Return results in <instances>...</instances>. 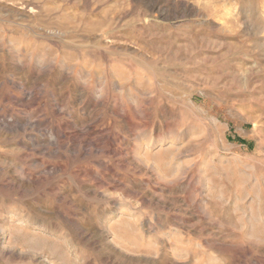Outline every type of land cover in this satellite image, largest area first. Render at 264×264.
Returning a JSON list of instances; mask_svg holds the SVG:
<instances>
[{"label":"rangeland","instance_id":"obj_1","mask_svg":"<svg viewBox=\"0 0 264 264\" xmlns=\"http://www.w3.org/2000/svg\"><path fill=\"white\" fill-rule=\"evenodd\" d=\"M0 264H264V0H0Z\"/></svg>","mask_w":264,"mask_h":264}]
</instances>
